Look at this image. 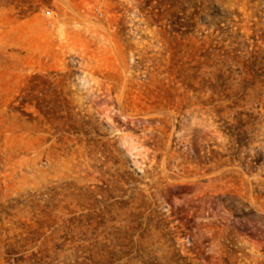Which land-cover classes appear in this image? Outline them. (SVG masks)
<instances>
[{
	"label": "rangeland",
	"instance_id": "1",
	"mask_svg": "<svg viewBox=\"0 0 264 264\" xmlns=\"http://www.w3.org/2000/svg\"><path fill=\"white\" fill-rule=\"evenodd\" d=\"M0 264H264V0H0Z\"/></svg>",
	"mask_w": 264,
	"mask_h": 264
}]
</instances>
